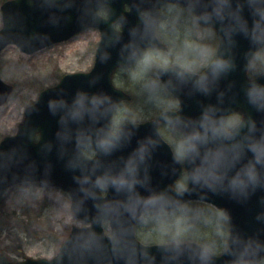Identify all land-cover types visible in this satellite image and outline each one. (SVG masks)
Listing matches in <instances>:
<instances>
[{
  "label": "water",
  "instance_id": "obj_1",
  "mask_svg": "<svg viewBox=\"0 0 264 264\" xmlns=\"http://www.w3.org/2000/svg\"><path fill=\"white\" fill-rule=\"evenodd\" d=\"M92 1L94 2V0H87L89 12L86 21L90 24H93ZM171 1L189 7L194 11L201 25L213 27L218 32L220 37L218 55L228 58L231 61V67L215 81L209 92L195 89L191 84L175 89L181 101L178 113L165 111L153 121L123 125L125 130L132 131L131 139H123L111 156L103 157L105 160L119 161L120 157H127L133 149L138 147L142 139L148 136L155 137L149 139L144 150L151 151L157 144L149 156V164L153 183L158 186L170 184L181 175L171 146L160 136L157 120L168 122L184 133L187 138L186 155H194L197 152L200 131L195 126L189 127L182 117L198 119L209 105L215 106L214 115L218 120L227 119L233 111L243 113L245 124L239 135L224 141L226 144L233 143V140L244 141V156L241 162L255 155L248 147L245 134L256 138L264 135V109L253 105L246 91L251 83L247 73L249 65L264 48V0H96L95 13L98 14L101 8H108L110 19L103 21V26L97 22L95 25L104 31L109 29L115 21L124 19L126 20L124 35L127 37L129 24L139 22L143 26L146 21H150L156 31L160 19V8ZM63 2L64 0L6 1L2 5L3 27L0 29V53L8 45L16 44L24 52L31 54L84 31L85 26L81 24L75 13L69 16L62 10L60 5ZM125 5L131 6V10L126 11ZM142 12L148 15L142 17ZM155 44L165 47L157 36ZM103 46L104 41H101V48ZM118 47L119 45L113 49V54L107 59H101L97 53V60L92 71L66 74L55 89H45L40 93L37 110H29L27 113V122L32 130L30 137L21 135L24 130L22 123L19 126L21 133L15 137L7 136L3 139L6 146L17 145L18 163L10 168H0V200L9 186L24 180H43L48 184L61 186L71 194L73 204L77 203L81 197H85L82 182L78 177L83 175L84 166L90 165L92 161L83 156V149L88 146L96 148L98 143L110 149L119 141L122 127L116 133L111 132L112 114L120 101L130 98L112 82V73L120 65ZM162 79L167 80V75ZM256 80L264 84V74L258 76ZM81 88L90 92L107 94L96 97L93 115L100 119L93 123L91 117L86 115L80 124L73 122L70 135L64 137L62 134L66 130L65 126L60 121L59 115L52 112L49 101L52 98H58L56 92L59 89L63 90L65 96L71 98ZM5 101L6 97L0 98V105ZM253 121L255 129H252ZM96 128H98L97 132ZM38 132L41 133V139L36 142L35 135ZM239 147L238 144H232L233 151L238 150ZM258 150L261 156H264V144L260 145ZM119 162L122 163V161ZM174 164L176 171H173ZM258 169L259 183L255 185L250 183L244 191H208L203 196V199L228 213L231 225L229 240L231 250L223 255L213 256L212 264H229V261L238 259L244 244L249 240L254 246L258 243L261 247L255 254L245 253V258L255 260L264 256V165H258ZM195 174L207 180L211 173L208 168H198ZM99 182L107 183L108 177H101ZM141 191L144 190L141 189ZM144 203L151 208H163L169 200L163 193H154L144 197ZM84 204L90 209L92 215L97 213L93 197H85ZM98 204L101 211L97 214L99 222L97 227L102 231V235L105 234L103 221L106 216L112 218L116 229L111 240L104 241L108 247L100 253L99 264H108L113 255L112 245H115L117 250L124 249L125 245L133 239L132 225L119 222L117 208L111 202L98 201ZM192 247L198 249L200 246L193 244ZM123 255L127 264H150L151 261V253L146 249L129 247L124 250ZM180 259L184 264H194L187 253ZM0 264H51V260L28 258L25 261L12 263L4 254H0ZM195 264H199L198 257Z\"/></svg>",
  "mask_w": 264,
  "mask_h": 264
},
{
  "label": "clouds",
  "instance_id": "obj_2",
  "mask_svg": "<svg viewBox=\"0 0 264 264\" xmlns=\"http://www.w3.org/2000/svg\"><path fill=\"white\" fill-rule=\"evenodd\" d=\"M60 6L69 16L75 13L85 29L91 28L99 32L100 39L94 41L92 45L94 58L97 53L101 59L109 58L113 54V49L119 45L117 49L120 58L119 73L129 74V88L140 94L147 93L148 99L155 101L154 110L145 112L141 108L145 114H155L149 115L148 119H155L165 111L177 113L180 111L181 101L175 89L191 84L195 89L209 92L215 81L231 67V61L228 58L218 55V43L209 40L206 45L211 50L210 55L198 59L194 67H188L173 58L167 64H151L147 66L142 77L133 78L131 73L142 64L145 54L157 47L155 38L159 33L153 29L150 21H146L143 26L139 22L129 24L128 35L125 37L126 20L124 19L117 20L104 31L95 24L87 23L86 16L89 12L87 0H64ZM128 10H131V6H128ZM146 15L147 13L142 12V17ZM204 32L210 36L214 34L207 29H204ZM101 41H104L103 48H101ZM175 47L179 50L185 45L178 44ZM165 75L168 77L167 80L162 79ZM256 75L250 73L251 83L246 91L250 102L257 108L264 109V84L257 82ZM0 81H2L0 98L6 97L5 102L14 109L16 118L13 129L4 128L0 132V168H10L18 163L16 159L18 147L17 145L6 146L3 143L4 136L15 137L21 133L19 126L22 123L24 130L21 135L31 136L32 130L27 122V113L29 110H37L41 91L55 89L60 83V78L46 77L36 80L23 92L20 84L17 83V77L3 72L0 73ZM92 82L94 83V80ZM153 82L157 87H151ZM102 95L107 94L90 92L81 88L69 98L63 94L62 89L57 90L58 98H52L49 105L52 112L59 115L60 121L65 126L66 130L62 134L64 137L70 135L71 124L73 122L80 124L86 115L91 117L93 123L100 119L94 117L93 109L96 97ZM108 97L111 99L109 95ZM169 102L174 103L175 107H168ZM214 113L215 106L209 105L198 119L182 117L189 127L195 126L200 131L197 152L194 155H186L181 160L176 158L173 151L175 163L180 167V175L187 177L188 182L183 189H177L175 181L164 186L153 183L149 156L157 144L151 151L144 149L149 139L155 137L148 136L142 139L138 147L133 149L127 157L119 158L122 163L103 158L111 156L123 139H131L132 131L125 130L123 127L126 121L122 125L119 141L110 149L98 143V147L92 149L93 154H87V158L92 163L86 164L83 175L78 177L82 182L85 197H93L97 213L92 215L90 209L85 207V197H81L77 203L73 204L72 196L69 194L62 198L59 207L46 211L42 218L45 226L58 225L51 233L55 245L53 255L49 258L51 264H99L101 251L108 247L104 241H110L116 229L112 218L106 216L107 231L102 235V231L97 227L99 225L97 214L101 211L98 201L111 202L117 208L119 222L132 225L133 239L125 245L124 249L117 250L115 245H112L113 255L108 264H127L123 252L129 247L148 250L151 253L150 264H184L180 258L186 253L194 264L197 257L199 264H212L213 256H220L230 251L231 225L228 213L224 209L222 211L227 220L219 229L215 225L205 228L203 223L194 218L187 219L180 230L176 225V218L182 215L184 207L203 205L208 202L203 199L208 191H244L250 183L253 185L259 183L258 165H264V156H261L258 147L264 144V135L256 138L245 134L248 147L255 155L241 162L244 156V141L233 140V143L240 145L236 151L232 150L233 143L226 144L224 141L239 135L245 124L243 113H231L230 116H235L232 120L228 118L218 120ZM130 121L138 124L144 119ZM157 124L158 131L161 133L162 122L157 120ZM252 129H255L254 121ZM97 130L98 128L95 129L96 132ZM198 168L210 169L211 174L207 180L195 174ZM173 171H176L175 164ZM105 176L108 177V182H99L100 178ZM154 193H163L168 197L169 203L163 209L145 206L144 197ZM144 221L151 226L144 227L142 225ZM239 242L237 238V243ZM193 244H198L200 247L193 248ZM260 247L258 243L254 246L249 240L244 244L240 257L229 261V264H264V257L255 260L245 258V253L255 254Z\"/></svg>",
  "mask_w": 264,
  "mask_h": 264
},
{
  "label": "rangeland",
  "instance_id": "obj_3",
  "mask_svg": "<svg viewBox=\"0 0 264 264\" xmlns=\"http://www.w3.org/2000/svg\"><path fill=\"white\" fill-rule=\"evenodd\" d=\"M3 2L4 0H0V6ZM182 7L174 3L163 9V21H161L160 26H162L161 29L164 30L163 33L169 42L163 38L161 40L168 45L170 43V51L164 53L167 56L163 60V64L169 63L174 58L188 67H194L198 59L210 55L211 50L206 42L213 40L218 43V36L213 30L202 28L194 14ZM204 29L214 34L210 36L204 32ZM98 35V31L88 29L69 41L56 44L31 55L22 52L16 45H10L0 54V73L6 72L9 76L17 77V83L20 84L23 92L27 90V86L36 80L46 77L61 79L66 73L89 71L91 65L93 67L94 64L92 39ZM178 44H183L185 47L178 50L175 47ZM149 52H147L145 60L140 66L142 69L144 65H147L145 63H149L152 59V54L156 53ZM133 75L137 76L138 74ZM117 78V84L120 86V79L122 78L119 76ZM133 91L136 93V98L131 105H128L129 110L125 112L126 106L122 105L115 111L114 123L116 126L125 120H133L153 114H145L142 109L145 112L154 110L155 101L149 100L147 93L139 94L137 91ZM168 105L175 107L172 102H169ZM15 125L16 118L11 105L5 103L0 106V132L4 128L11 130ZM170 134L164 130V135L170 143L172 142L176 154L182 158L185 148L184 139L180 134H178V138L177 135ZM68 195L61 188L49 186L43 182L23 183L10 188L0 204V253H6L13 261L28 257L51 258L55 250L51 233L56 230L58 225L49 224L45 226L42 218L46 211L59 207L62 198ZM189 218L200 221L205 228H211L215 225L218 229L227 220L222 210L205 203L184 207L182 215L176 218L177 229L180 230ZM106 225L107 223L105 224L107 231ZM142 225L144 227L151 226L147 221L142 222ZM146 235L148 234L146 233Z\"/></svg>",
  "mask_w": 264,
  "mask_h": 264
},
{
  "label": "flooded vegetation",
  "instance_id": "obj_4",
  "mask_svg": "<svg viewBox=\"0 0 264 264\" xmlns=\"http://www.w3.org/2000/svg\"><path fill=\"white\" fill-rule=\"evenodd\" d=\"M92 7H93V3H92ZM98 15H99V17L101 18V19H103L104 21H107L108 19H109V12H108V9L107 8H102V9H100L99 11H98ZM97 21V16H94V15H92V22H96ZM161 21H163V14H162V19H161ZM115 23V22H114ZM113 23V24H114ZM160 24H161V22H160ZM160 24L158 25V29H157V32L159 33V37H160V39L161 38H163V39H165L166 41H168V39L165 37V35H164V33H163V31L164 30H162L161 29V27L162 26H160ZM100 39V35H98V37H95V38H93L92 39V45H93V42L94 41H98ZM165 42V41H164ZM169 42V41H168ZM166 43V42H165ZM168 45V44H167ZM150 51V52H149ZM148 52L149 53H151V52H156V53H154V54H152V59H154V58H156V57H159L160 56V54L161 53H168L169 51H170V43H169V45H168V50H162V51H160V50H158V49H150ZM160 51V52H159ZM148 53V54H149ZM147 54V53H146ZM146 54H145V56H146ZM95 58H96V56H95ZM95 58H94V62H95ZM144 60H145V57H144ZM145 64H147V65H144V68L142 69V68H140V66L141 65H139V66H137V68L131 73V75H132V77L133 78H140V77H142L143 75H144V72H145V70H146V68H147V66H149V65H151V60L149 61V63H145ZM146 66V67H145ZM90 69H92V65H91V68ZM133 74H138L137 76H134ZM121 77L122 79H120V81H121V88L122 89H124L128 94H130V95H132V100L131 101H126V102H123L120 106H122V105H124V106H126V109L124 110L125 112H127L128 110H129V106L128 105H131V103L132 102H134V98H135V92L131 89V88H129V86H128V81H129V79H130V77H129V74L128 73H126V72H120L119 73V71H118V69L116 70V72L114 73V76H113V78H114V82H115V84L116 85H118L117 84V77ZM119 86V87H120ZM151 87H153V88H155V87H157V85H156V83L155 82H153L152 83V85H151ZM140 94V93H139ZM143 94H145V93H143ZM123 106V107H124ZM170 108H173V107H170ZM116 114V113H115ZM151 115H155L154 113L153 114H151ZM149 118V115H145V116H141V117H139V118H136V119H133V120H142V119H144V121H142V122H146V121H149V120H152V119H148ZM126 122H131L130 120H127ZM125 122V123H126ZM123 124V123H122ZM164 129L165 130H167L169 133H172V134H175L176 135V133H178V134H180V135H182L179 131H177L174 127H172L171 125H169V124H166V123H163L162 122V127H161V133H163L164 132ZM183 139H185V138H183ZM87 152L88 153H92V149H88L87 150Z\"/></svg>",
  "mask_w": 264,
  "mask_h": 264
},
{
  "label": "trees",
  "instance_id": "obj_5",
  "mask_svg": "<svg viewBox=\"0 0 264 264\" xmlns=\"http://www.w3.org/2000/svg\"><path fill=\"white\" fill-rule=\"evenodd\" d=\"M263 71H264V51L261 53V55L257 58V60L250 68V73H254L258 75Z\"/></svg>",
  "mask_w": 264,
  "mask_h": 264
},
{
  "label": "bare ground",
  "instance_id": "obj_6",
  "mask_svg": "<svg viewBox=\"0 0 264 264\" xmlns=\"http://www.w3.org/2000/svg\"><path fill=\"white\" fill-rule=\"evenodd\" d=\"M166 56L167 55H165L164 53H161L159 57L151 59V64H154V63L163 64V60H165Z\"/></svg>",
  "mask_w": 264,
  "mask_h": 264
}]
</instances>
